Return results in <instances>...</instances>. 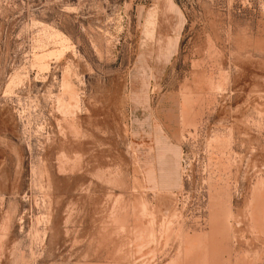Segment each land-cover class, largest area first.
Masks as SVG:
<instances>
[{
	"label": "rangeland",
	"instance_id": "rangeland-1",
	"mask_svg": "<svg viewBox=\"0 0 264 264\" xmlns=\"http://www.w3.org/2000/svg\"><path fill=\"white\" fill-rule=\"evenodd\" d=\"M0 264H264V0H0Z\"/></svg>",
	"mask_w": 264,
	"mask_h": 264
},
{
	"label": "bare ground",
	"instance_id": "bare-ground-1",
	"mask_svg": "<svg viewBox=\"0 0 264 264\" xmlns=\"http://www.w3.org/2000/svg\"><path fill=\"white\" fill-rule=\"evenodd\" d=\"M73 99H75V98H72V100H73ZM72 100H71V101H72ZM71 101H70V102H71ZM72 102H73V101H72ZM73 103H74V102H73ZM73 103H71V104L69 103V104L71 105V106H69V107H71L72 110L74 109V107H75V108H79V107H77L78 105H77V106L75 105L74 107H72V106H73ZM69 104H68V105H69ZM62 105H63V104L61 103V106H62ZM64 105H66V104H64ZM64 105H63L62 107H64ZM66 106H67V105H66ZM66 106L64 107L65 109H66ZM62 107H61V108H62ZM67 108H68V107H67ZM62 110H63V109H62ZM67 110L71 111L70 108L67 109ZM65 113H66V112H65ZM68 113H69V112H67V114H68ZM70 113H71V112H70ZM144 208H145V207H144ZM145 213H146V211H145ZM173 213H174V212H173Z\"/></svg>",
	"mask_w": 264,
	"mask_h": 264
}]
</instances>
